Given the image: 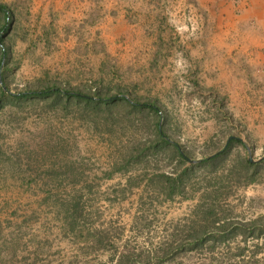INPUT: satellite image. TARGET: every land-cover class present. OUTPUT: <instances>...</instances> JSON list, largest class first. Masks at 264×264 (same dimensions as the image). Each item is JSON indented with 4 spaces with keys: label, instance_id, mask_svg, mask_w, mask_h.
Here are the masks:
<instances>
[{
    "label": "rangeland",
    "instance_id": "374dc122",
    "mask_svg": "<svg viewBox=\"0 0 264 264\" xmlns=\"http://www.w3.org/2000/svg\"><path fill=\"white\" fill-rule=\"evenodd\" d=\"M229 3L0 0V264H264V12Z\"/></svg>",
    "mask_w": 264,
    "mask_h": 264
},
{
    "label": "crops",
    "instance_id": "0c3cea01",
    "mask_svg": "<svg viewBox=\"0 0 264 264\" xmlns=\"http://www.w3.org/2000/svg\"><path fill=\"white\" fill-rule=\"evenodd\" d=\"M169 2L173 3L177 2V0H83L84 5H82L81 7L86 12H92V10L95 11L96 9H104L107 11L116 10L118 12L120 11L121 13H128V8L130 6H132L133 4H141L143 5V9H140L139 6L137 7L140 9V11H143L141 14H139V19L144 22L149 19V16L145 15L144 11L146 6L153 7L155 4L165 5ZM229 2V7L232 8V6L234 5L233 0H229ZM120 3H122V5L126 8L120 5ZM241 3L239 4V6L241 7L242 5V8L245 11H248V9H250L258 12H264V0H241ZM260 19H262V25H264V13H260ZM262 28H264V26H262Z\"/></svg>",
    "mask_w": 264,
    "mask_h": 264
},
{
    "label": "trees",
    "instance_id": "16d2710c",
    "mask_svg": "<svg viewBox=\"0 0 264 264\" xmlns=\"http://www.w3.org/2000/svg\"><path fill=\"white\" fill-rule=\"evenodd\" d=\"M0 12H8L7 8L5 5L3 4H0ZM4 93H6L4 90H3ZM52 93H57V94H65V96H71V97H76V98H81V99H85V100H92L94 99L93 97L89 96V95H86V94H83L81 92H69V91H60V90H56V89H47V90H41V91H26V92H19L16 94L17 97L21 98V97H26V96H47V95H50ZM97 100H100V101H105V100H108V99H105V98H97ZM136 105L138 106H141V107H145V108H149V109H153V110H156V111H159V109L154 105V104H151V103H136ZM160 131V134L163 136V138L167 139L168 142L169 139L167 138V136L165 135V133L161 130ZM239 142H241L242 144H244L240 139H237ZM175 147L177 150L181 151V147L179 146V144H177L176 142L174 143ZM216 157V156H215ZM214 156L212 158H208V159H205L204 161L207 162L208 161H211L215 158ZM200 240V239H199ZM203 241V240H202Z\"/></svg>",
    "mask_w": 264,
    "mask_h": 264
},
{
    "label": "water",
    "instance_id": "95a60500",
    "mask_svg": "<svg viewBox=\"0 0 264 264\" xmlns=\"http://www.w3.org/2000/svg\"><path fill=\"white\" fill-rule=\"evenodd\" d=\"M250 160L252 161V157H250Z\"/></svg>",
    "mask_w": 264,
    "mask_h": 264
}]
</instances>
